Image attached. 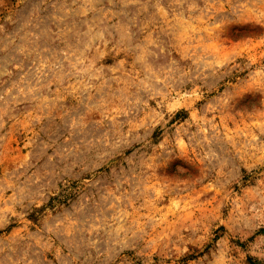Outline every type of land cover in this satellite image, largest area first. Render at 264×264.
Listing matches in <instances>:
<instances>
[{
    "label": "rangeland",
    "instance_id": "obj_1",
    "mask_svg": "<svg viewBox=\"0 0 264 264\" xmlns=\"http://www.w3.org/2000/svg\"><path fill=\"white\" fill-rule=\"evenodd\" d=\"M0 264H264V0H0Z\"/></svg>",
    "mask_w": 264,
    "mask_h": 264
}]
</instances>
